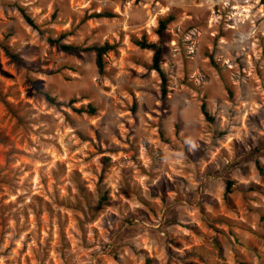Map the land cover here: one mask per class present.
Wrapping results in <instances>:
<instances>
[{"label": "rangeland", "instance_id": "374dc122", "mask_svg": "<svg viewBox=\"0 0 264 264\" xmlns=\"http://www.w3.org/2000/svg\"><path fill=\"white\" fill-rule=\"evenodd\" d=\"M263 217L264 0H0V264H264Z\"/></svg>", "mask_w": 264, "mask_h": 264}, {"label": "trees", "instance_id": "16d2710c", "mask_svg": "<svg viewBox=\"0 0 264 264\" xmlns=\"http://www.w3.org/2000/svg\"><path fill=\"white\" fill-rule=\"evenodd\" d=\"M21 17L27 23L29 26L33 27L32 20L25 14L23 11L20 9L19 10ZM91 17L95 18H101V17H111L109 13L101 12V13H94L90 15ZM167 19L159 20L157 23V27L155 30V34L157 37V40L155 42H147L143 38L139 40H134L133 43L135 46H137L140 49H146L151 51V64H150V69L153 70L157 76L159 77L160 80V95L164 96L165 95V75L163 71L160 68V60H161V54H162V46H161V41L163 39V30L165 28V23ZM47 42L49 44L55 45L60 51L65 52V53H72V54H77L78 51H85V50H91L94 54V63L95 67L98 72L102 71V64H103V56L104 54L111 49V47L107 44H102V45H92L88 48L85 49H80L77 46H72L70 44H66L61 42V36H58L55 39H47ZM2 50L4 54L8 57V59L15 64H19V59L16 54L11 53L8 48L2 47ZM44 98L46 100H50L49 97L44 94ZM201 112L204 116H207L205 111L203 110V105H201ZM88 112H93V109L88 107L87 108ZM208 118V117H207ZM229 187L230 183L229 181H226L225 185V193H229ZM104 199V195H101L97 198L98 202L100 203ZM264 220V217H263Z\"/></svg>", "mask_w": 264, "mask_h": 264}]
</instances>
